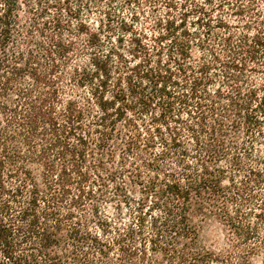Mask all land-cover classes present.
Here are the masks:
<instances>
[{"label":"trees","instance_id":"16d2710c","mask_svg":"<svg viewBox=\"0 0 264 264\" xmlns=\"http://www.w3.org/2000/svg\"><path fill=\"white\" fill-rule=\"evenodd\" d=\"M0 264H264V0H0Z\"/></svg>","mask_w":264,"mask_h":264},{"label":"rangeland","instance_id":"374dc122","mask_svg":"<svg viewBox=\"0 0 264 264\" xmlns=\"http://www.w3.org/2000/svg\"><path fill=\"white\" fill-rule=\"evenodd\" d=\"M203 236L206 239V243L215 251L221 252L223 251V245L225 241V237L222 234L223 231L220 230V227L217 223L210 222L205 224L201 230ZM256 257H253V260H256Z\"/></svg>","mask_w":264,"mask_h":264}]
</instances>
